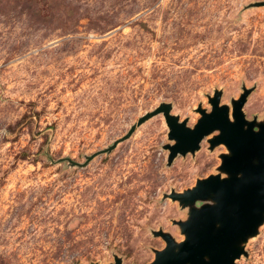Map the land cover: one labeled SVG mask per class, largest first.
I'll list each match as a JSON object with an SVG mask.
<instances>
[{"label":"rangeland","instance_id":"rangeland-1","mask_svg":"<svg viewBox=\"0 0 264 264\" xmlns=\"http://www.w3.org/2000/svg\"><path fill=\"white\" fill-rule=\"evenodd\" d=\"M264 0H0V264H150L181 241L164 199L217 174L223 146L167 164L160 104L192 128L251 90L264 119ZM235 264H264V223Z\"/></svg>","mask_w":264,"mask_h":264},{"label":"water","instance_id":"water-1","mask_svg":"<svg viewBox=\"0 0 264 264\" xmlns=\"http://www.w3.org/2000/svg\"><path fill=\"white\" fill-rule=\"evenodd\" d=\"M255 6H264V2ZM242 91L238 99L231 101V108L220 105L222 93L215 91L208 97L209 112L201 106L196 109L200 118L192 128L186 120L179 121L171 114L170 104L162 103L139 118L124 137L88 158L87 162L109 153L127 140L136 126L160 114L168 128L167 138L173 142L164 146L169 153L168 165L177 156L193 155L210 136L207 143L211 151L219 146L225 148L219 156L217 174L197 180L190 189L164 195V199L187 211L185 220L172 221L183 239L176 241L169 233L153 231L152 236L160 238L165 246L153 251L150 264H235L246 256L245 244L263 225L264 119L245 118L242 108L252 91L245 88ZM114 264H121V260L114 257Z\"/></svg>","mask_w":264,"mask_h":264},{"label":"snow or ice","instance_id":"snow-or-ice-1","mask_svg":"<svg viewBox=\"0 0 264 264\" xmlns=\"http://www.w3.org/2000/svg\"><path fill=\"white\" fill-rule=\"evenodd\" d=\"M226 127V126H225ZM223 130V129H222ZM242 195V192L240 193Z\"/></svg>","mask_w":264,"mask_h":264}]
</instances>
